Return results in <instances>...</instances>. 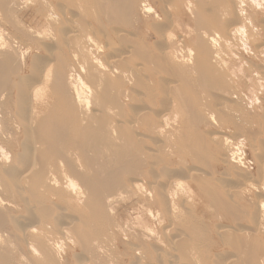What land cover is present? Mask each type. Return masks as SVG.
<instances>
[{"label":"bare ground","instance_id":"6f19581e","mask_svg":"<svg viewBox=\"0 0 264 264\" xmlns=\"http://www.w3.org/2000/svg\"><path fill=\"white\" fill-rule=\"evenodd\" d=\"M0 33V264H62L66 237L71 264H264V112L237 91L264 87V0H0ZM244 142L253 175L219 145Z\"/></svg>","mask_w":264,"mask_h":264},{"label":"rangeland","instance_id":"374dc122","mask_svg":"<svg viewBox=\"0 0 264 264\" xmlns=\"http://www.w3.org/2000/svg\"><path fill=\"white\" fill-rule=\"evenodd\" d=\"M23 9H22V8ZM26 6H19V7H16V9H18L19 10V13H21V17H22V19H23V21H26L27 23H31V22H35L31 17H32V12L28 9L29 7H27V8H25ZM1 34V36H0V42H5L4 40H5V36L3 37L2 36V33H0ZM4 39V40H3ZM12 42L14 43H12L13 44V46H14V49L15 50H17L16 52H17V54H18V56H24V58L25 59H27L29 56H30V54H28L27 55V53H26V49L23 47V46H21L20 44H18V42L16 41V40H12ZM17 42V43H16ZM17 47H16V46ZM19 47V48H18ZM19 50H18V49ZM20 52V53H19ZM23 55H22V54ZM26 55V56H25ZM241 72H238L237 71V75H238V77H239V79H238V81H237V83H238V86H237V91L239 92V94H242V97H241V99H243V104L242 105H244V106H246L245 108H247V107H249L247 110H248V112H253V111H257V112H264V87H257L255 84H254V81L255 80H253V79H251V78H246V77H242L241 75ZM237 80V79H236ZM248 101H247V100ZM255 99H257V101L255 100ZM253 103V104H252ZM222 132V134L223 135H225L227 138H235V137H237V136H235V134L236 135H238V133L232 128V127H222V129L221 130H219V132ZM234 137H233V136ZM239 136V138L238 139H235V140H239V139H241V140H244V137L243 138H241L240 137V135H238ZM242 136V135H241ZM245 136V135H244ZM246 137V136H245ZM234 139H232L231 141L232 142H234L235 144H236V142H235V140L233 141ZM235 144H231L230 146H228L227 147V149H225V147L226 146H223L222 147V145L221 144H219L220 146H221V148H222V151H221V153H223L224 155H229V154H231V152H229V149H230V151H233V152H235L236 153V156H237V154H238V158L240 159H242V162H243V164H244V169H245V171H247L249 174H251V175H253V174H255V171H256V163H255V161L252 159V156H251V149H250V146L246 143V142H244L243 144H242V146H244V148H238ZM239 146V145H238ZM238 149H237V148ZM228 150V151H227ZM238 150V151H237ZM242 150V151H241ZM242 155V156H241ZM243 157V158H242ZM197 197V199L198 200H196V202H197V205L198 206H200L199 207V211H201V210H203V208H204V206H203V202H206L204 199H203V197L200 195L199 197L198 196H196ZM130 205L131 204H129V202L127 203V202H118V203H116L115 205H114V211H115V209H116V213H117V217H116V221L115 222H119V224H120V226H121V228L125 231V232H127L128 234L130 233V232H128V231H131V233L130 234H132V235H137L138 236V238L139 239H141V240H143V242H147V235L145 234V231H144V229H143V227H142V222H141V218H142V214H141V211H138V210H131L132 208L130 207ZM115 213V214H116ZM218 222H220V220H218ZM138 223V224H137ZM127 228V229H126ZM143 229V230H142ZM137 233H139V234H137ZM143 235V236H142ZM145 236V237H144ZM143 238V239H142ZM147 239V240H146ZM58 240H60L61 242H63L62 243V247H64V245L66 246V248L64 249V248H62V251L64 252V253H62V252H60L61 251V249H60V251L58 252V253H60L59 255L57 254V253H55V254H57V256H55V257H57V261H59L60 263H62V264H64V263H67V264H71V254L73 253V252H77V249H76V244L75 245H72L71 244V241L72 240H70V239H68L67 240V237H66V240H64L65 241V243H64V241L63 240H61V239H58ZM70 240V241H69ZM149 242H151V241H149ZM74 248V249H73ZM65 250V251H64ZM110 250V249H109ZM111 251V250H110ZM101 252L102 253H100L99 254V261H98V263L97 264H104L105 262H106V264H109L110 262V264H128V258L127 257H125L124 255H123V252H122V250L120 251V250H112V252H113V254H108V253H106V251H105V249H103V251L101 250ZM104 252V253H103ZM105 253L107 254V255H105ZM110 255V256H109ZM60 256V257H59ZM102 256V257H101ZM105 257H107V259L105 258ZM59 258H62V259H59ZM109 258V259H108ZM59 259V260H58ZM113 259H115V260H113ZM118 259V260H117ZM16 260H18V259H15V261ZM61 260V261H60ZM92 260L93 259H91V263H92ZM106 260V261H105ZM15 261H14V263H15ZM86 261H88L87 263L89 264V260H86ZM105 261V262H104ZM113 261V262H112ZM117 261V262H116ZM64 262V263H63ZM83 262V264H85L86 262H84V261H82ZM24 263V262H23ZM86 263V264H87Z\"/></svg>","mask_w":264,"mask_h":264}]
</instances>
